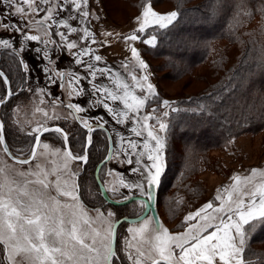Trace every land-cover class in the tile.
<instances>
[{
    "label": "snow or ice",
    "instance_id": "6c2138e0",
    "mask_svg": "<svg viewBox=\"0 0 264 264\" xmlns=\"http://www.w3.org/2000/svg\"><path fill=\"white\" fill-rule=\"evenodd\" d=\"M40 5H47V7L42 8ZM0 6H2L0 15L5 18L14 15L23 18L30 13L36 15L45 13L42 19L37 21L39 26L44 27L45 35H49L48 28L52 27V24H55L57 28L67 29L68 34L77 33L81 29L72 27L69 21L79 20L80 23H86L90 16L89 11L85 10L88 0H0ZM73 10L77 12L76 16L71 15ZM62 13L68 14L67 19H54V15L59 17ZM177 17V11L159 14L153 10L151 3H146L141 15L137 17L139 27L124 39L136 41L139 39L138 33L145 32L148 27L156 25L162 29L167 28ZM48 21L52 23L46 25ZM24 25L25 27H21L17 22L2 24L5 29L11 28L15 32L24 33V38L28 41L40 40V37L36 35L27 34L25 31L27 21H24ZM54 35L60 37L64 42L62 46H66L68 50L78 47L77 42L69 41L68 35L63 31H55ZM92 36L91 31L84 27L81 39ZM52 42L55 43V41ZM92 42L95 43V40L93 39ZM44 43L47 44L48 41ZM142 43L155 46L156 36H150ZM0 45L12 48V43L8 39H0ZM36 51L40 53L41 49ZM131 54L140 68L147 69L148 65L140 58L135 47L131 48ZM73 55L76 57L77 64H84L85 70L93 80L97 73L112 79L111 69L96 68L93 63L85 64L82 59L84 56L92 55L97 62L102 59L101 56L95 55L91 48H80L79 52ZM43 57L49 58L47 51L43 52ZM124 67L127 68L128 65L125 64ZM45 71L47 72V69ZM56 75L62 79L65 74L57 72ZM114 75L117 78L112 82L117 90H122V94L103 84H92L93 93L101 94V98L96 103L112 114L117 124L130 121L136 125L130 131L138 138L143 137V150L137 151L140 147L138 140L125 141V138L117 133L121 141V154L126 158L124 162L139 165L132 171L140 173L143 180L129 184L121 178L118 185L111 190L118 192L120 187L136 188L141 196H147L151 200L152 189L160 183L166 168V137L159 133L166 132L168 124L159 115L140 114L149 98L156 95L151 83L147 84V95L138 96L129 90L127 83L119 79V73ZM69 76L73 77L68 84L71 89L69 95L73 92L80 95L84 89H77L73 85L79 84L87 77L75 73H69ZM0 79L7 83V77L3 71H0ZM49 79L52 78L49 77ZM131 79L141 92L145 91L144 84L135 75H131ZM142 80L148 81V76H143ZM52 82L56 81L52 80ZM89 83H92V80H89ZM13 94L11 89L5 90L6 97ZM109 100L120 101L123 108L111 107L106 102ZM3 103L5 99L0 97V104ZM162 104L164 107H171L168 100H163ZM67 107L74 109L77 113L84 111L79 105L69 104ZM171 110L177 111L174 107ZM156 111V109L152 110L153 113ZM44 115L47 116V113ZM168 115L167 111L162 113L163 117ZM150 120L155 121L151 126L148 123ZM82 123L89 132L93 131L88 121L85 120ZM104 123L97 126L102 128ZM156 126L159 132L153 130ZM53 130L57 133L63 131L59 127ZM3 131L4 124L0 123V144H4ZM34 131L40 132L41 129L37 128ZM43 131L46 132L49 129L44 128ZM67 139V134H64V140L67 141ZM34 142L36 145L40 143L39 135L34 137ZM125 142L126 149L123 147ZM91 143V136H89L82 154L74 155L70 150L66 151L63 169L54 168L48 171L40 164H35L33 169L27 171L0 167V264H115L121 259L118 252H124L130 264H252L245 256L246 244L249 239L248 234L254 225L264 224V170L253 168L250 174L243 178L234 175L232 177L234 183L230 189L224 190L227 193L226 200L222 195H217L215 200L220 201L218 207L210 201L195 213L186 216L185 223L188 226L183 233H170L161 225L149 230V224L145 221L141 227L127 230L132 234L131 240L125 238L124 247L118 250L116 224L119 221L113 223L111 220L115 213L108 212L105 216L96 209L97 216L95 218L90 216L84 205L79 202L78 194H75L79 189V185L73 183L75 173L65 171L63 176L58 174V171L67 169V160H80L86 163L87 146ZM48 148V144L43 145L45 151ZM3 151L8 153L6 145ZM145 155L147 162L142 163L140 158ZM133 156L136 159H133ZM36 158L37 151L33 147L29 159H17L16 163L28 165ZM209 209L214 214H207ZM193 220L197 222L189 223ZM97 221L99 226H94ZM260 264H264V258H261Z\"/></svg>",
    "mask_w": 264,
    "mask_h": 264
},
{
    "label": "rangeland",
    "instance_id": "374dc122",
    "mask_svg": "<svg viewBox=\"0 0 264 264\" xmlns=\"http://www.w3.org/2000/svg\"><path fill=\"white\" fill-rule=\"evenodd\" d=\"M88 1V6L85 10L89 11L90 16L86 23H80L79 20H70L69 24L72 27L81 29L77 33L71 34H68L67 29L63 27L57 28L55 24H52V27L48 28L49 35H45L44 27L39 26L37 23V21L41 20L44 16L45 13L43 12L38 15L30 13L23 18L18 15L8 18L0 15V39H8L9 42L12 43V48L9 49L16 51L20 55L24 66V71L22 73L20 70L13 71L12 68L5 65V68L10 72L13 80L14 87L12 88V92L14 94L0 107V119L2 122L4 121L9 143L14 150L12 154L19 158L28 157L34 135L37 133L34 130L37 128L41 129L44 126L52 125L65 119L67 125L71 126V130L72 127L80 130L79 127L77 128L71 111L64 107V104L81 106L84 111L78 112L77 114L81 121L86 120L89 125L101 124L107 121V123H104V127L109 131L113 152L110 159L101 167L99 177L108 195L115 200H122L131 195H140V192L136 188L129 189L124 187H120L118 192H113L111 189L118 185L119 180L122 178L125 183L134 184L142 182L143 177L140 173L132 171L134 167H139V165H130L124 162L126 158L121 154V141L117 133L123 136L125 141L138 140L140 147H138L137 151L143 150V137L138 138L130 131V129L136 125L132 124L130 121H126L124 124H117L112 114L108 113L106 109L96 103V101L101 98V94L93 93L92 84L107 85L113 91H120L122 94V90H117L115 84L112 82L113 79L117 78L114 74L119 73V79L127 83L129 85V90L135 95H147L146 88L148 83L154 86L155 92L159 93L162 98L161 103L157 102L158 100L155 98V95L151 96L140 114L144 115L151 113L153 116L159 115L163 121L168 124L167 131L159 134L166 137L165 161L166 167H169L170 163H173L169 154V148L174 139V130L171 126L172 119L169 116L163 117L158 107L166 108L162 104L163 100H168L171 105L183 96L197 94L205 90L207 86L213 82L211 73L217 75L226 68L224 62H220V67H215L210 64L214 56L220 59L224 54L228 57V46L226 41L217 42L215 44L218 46L217 51L214 52V49L209 50L202 64L193 67L192 70L186 74L183 73L175 76L172 71H169L168 68L162 65L164 62L162 58L155 57L149 50L145 49L142 41L150 38V35L145 37L139 36V39L136 41L124 39V37L131 35L139 27L137 17L141 15L143 6L146 3H151L153 10L157 13L167 14L171 11H175V0H155L153 4L151 0H145L142 4L141 11L133 17H131L130 14H135L136 12L135 0H105L110 19L113 22L115 21V25L117 26L115 27L116 31H112L114 25L110 24L111 21L105 17L103 10L99 6V0ZM40 6L42 8L47 7V5ZM0 8H2V6H0ZM91 8L93 10H91ZM249 10L251 14L248 15L246 20L242 19L241 28L245 34L247 33V35L251 36L257 35L258 38L264 41V19L252 8ZM71 15L76 16L77 12L73 10ZM67 17V13H62L59 17H55L54 15V19H67ZM108 20L110 22H108ZM24 21H27V27L25 29L27 34L36 35L40 37V40L28 41L24 38V33L15 32L11 28L5 29L2 26L3 23L17 22L21 27H25ZM51 23V21H48L46 25ZM99 24H101L102 27L100 29L96 28ZM84 27H87L93 36L82 40L81 37L83 36ZM55 31L65 32V34L68 35L69 41L75 40L78 47L68 50L66 46H62L64 42L61 41L59 36L54 35ZM108 33H111V35H108ZM93 39L95 43L92 42ZM44 41H48V43L45 44ZM52 41H55V43ZM83 47L91 48L95 55L102 57L101 61L97 62L92 55L84 56L82 59L85 64L93 63L96 68L111 69L112 79L97 73L95 80H93L91 75L85 70L84 64H77L75 62L76 57L73 53L79 52L80 48ZM132 47L137 49L140 58L148 65L147 69L140 68L138 62L132 57ZM2 49H5V47L0 45V60L6 61V58L15 60L16 56L10 52L2 51ZM36 49H41V52L37 53ZM44 51H47L49 56L48 59L43 57ZM125 64L128 65L127 68L124 67ZM45 69H47V72ZM215 70H218V72H214ZM57 72L65 74L62 79L56 75ZM69 73L87 77V79L81 80L79 84L73 85V87L77 89H84L80 95H77L75 92L69 95L71 89L68 84L69 80L73 79V77L69 76ZM131 75H135L137 79L144 84V92H141L140 88L136 87L135 82L131 79ZM145 75L148 76V81L146 82L142 80V77ZM49 77L52 79L50 80ZM52 80L56 82L53 83ZM89 80H92V83H89ZM20 83L21 87H19ZM4 96L5 86L3 80L0 79V97ZM106 102L113 108H123L120 101L112 102L109 100ZM153 109L157 111L153 113ZM44 113H47V116H45ZM148 123L151 126L155 121L150 120ZM153 130L159 132L158 126ZM48 133L50 134L45 133L40 139V143L36 150L37 158L28 165H21L12 161L4 153L0 145V167L6 166L16 171H27L33 169L35 164H40L42 167H46L48 171L54 168L63 169L65 151L62 145L61 134H54V132ZM150 143L154 142L150 141ZM44 144L49 145L46 151L43 149ZM78 145V147H80L81 140L78 142ZM123 147L125 149L127 148L126 142ZM203 155L207 157V160L202 159L198 161L194 172H192L188 178L193 184L189 191L177 184L175 186L165 185L163 177L159 183L160 191L158 185L156 186L157 196L159 193V203L156 202V208L160 217V225L163 228H167L170 233H183L188 226L185 223V217L190 213H195L206 203L211 201L214 206L218 207L220 201L215 200L217 195H222L226 200L227 193L224 190L226 188L230 189V186L234 183L232 180L234 175H239L243 178L250 174V170L253 168L264 170V128L254 132L242 133L234 138L227 146L206 152ZM132 158L136 159L135 156ZM140 159L142 163L147 162L146 155ZM65 171L75 173L73 183L77 185H79L80 178L82 186L80 194L85 200L90 201L93 198V200L98 198L96 186L93 185L94 182H91L90 186L87 187V190L92 192L93 195L87 194V190L83 191L85 182L84 176L80 177L81 174L77 175L78 172H81L77 162L67 160V169L58 171V174L63 176ZM109 173H111V175H109ZM50 179H55V177H50ZM97 191L101 198L100 201L103 204L97 209L104 213L105 216L108 212L115 213L111 218L113 223L120 215L136 213L139 215L144 209V203L141 201H133L134 203L131 202L132 204L129 203L130 205L126 206L124 210H120L116 208L115 205L111 204L104 205V200L100 195L98 185ZM157 196L156 201H158ZM79 202L84 205L90 216L93 218L97 216L95 211L96 208L92 207L94 206L93 204H91L92 208H90V206H86L80 199ZM207 214L214 213L209 209L207 210ZM145 221L149 224V230L155 228L154 221L150 214L136 223H124V225L121 223V225L119 224L120 226L118 225L119 231L116 243L118 250L124 247L125 238L131 240L132 234L127 230L129 228H139ZM196 222V220H193L189 223ZM94 226H99V221H97V224ZM118 255L121 259L117 260L115 264H130V262L126 260L124 252H118Z\"/></svg>",
    "mask_w": 264,
    "mask_h": 264
},
{
    "label": "trees",
    "instance_id": "16d2710c",
    "mask_svg": "<svg viewBox=\"0 0 264 264\" xmlns=\"http://www.w3.org/2000/svg\"><path fill=\"white\" fill-rule=\"evenodd\" d=\"M144 1L135 0L136 12L130 14L131 17L141 11ZM151 2L153 4L155 0ZM100 3L105 17L115 24V21L110 19L105 0H100ZM250 8L264 19V0H175L174 10L178 12V17L172 25L163 29L153 25L145 32L138 33L142 37L156 36V45L144 44L145 49L155 57L162 58L164 61L162 65L175 76L186 74L193 67L202 64L209 50L217 51L218 46L215 45L217 42L226 41L228 46V57L224 54L220 59L214 56L210 64L220 67V62H224L226 68L220 74L211 73L213 82L205 90L183 96L173 102L171 107L165 109L158 107L160 113L165 111L169 113L174 130V139L169 148L173 163L166 167L162 176L165 185L177 184L189 191L193 184L188 178L194 172L198 161L207 160L203 154L227 146L242 133L264 128V41L257 35L245 34L241 28L242 19L246 20L251 14ZM4 62L13 71L20 70L23 73V66L17 57L15 60L6 58ZM0 69L6 74L12 89L14 86L10 72L5 66ZM155 98L161 103L159 93H156ZM172 107L177 111L173 112ZM54 124L61 126L67 133L69 130L72 133L76 132L73 127L71 130L65 119ZM72 135L74 150H80L85 143L83 136L77 137L75 133ZM4 136L12 153L14 150L9 143L5 125ZM80 140L81 145L78 147ZM91 141L88 148L89 158L80 177L84 176L86 182L83 191L94 182L98 198L87 201L80 195V200L90 208H99L103 204L97 191L94 169L104 158L107 138L103 131L95 130ZM79 186L81 192L80 178ZM158 187L160 191L159 184ZM87 194L93 195L89 190ZM157 197L156 202L159 203V193ZM91 204L94 206L91 207ZM130 204L115 207L124 210ZM137 214H124L117 218L134 217ZM248 235L245 256L252 264H260L261 258H264V224H255Z\"/></svg>",
    "mask_w": 264,
    "mask_h": 264
},
{
    "label": "water",
    "instance_id": "95a60500",
    "mask_svg": "<svg viewBox=\"0 0 264 264\" xmlns=\"http://www.w3.org/2000/svg\"><path fill=\"white\" fill-rule=\"evenodd\" d=\"M0 71H2V70L0 69ZM4 74H5V73H4ZM5 76H6V74H5ZM6 77H7V76H6ZM4 86H5V90H6V89H11L10 82H9V79H8V78H7V83H4ZM11 91H12V90H11ZM11 96H12V95H11ZM11 96H10V97H11ZM10 97H6V96H4L5 102H7V101L10 99ZM3 104H4V103H3ZM3 104H0V107H1ZM67 105H68V104H65L64 107L68 108V109L73 113L74 119H75V121L77 122V124H78L79 126H81L82 128H84L85 130H87V133H89V135H90V133L94 132V131L97 130V129H100V130L104 131V133L106 134V137H107V145H108V146H107L106 154H105L104 158H103V159H102V160L96 165V167H95V169H94V178H95V181H96V183H97V185H98L100 195H101V197H102L103 200H104V204H111V205H115V206H123V205L129 204V203H131V202H133V201H142V202L144 203V209H143V211H142V213H141L140 215H137V216H134V217H126V216H123V217H120V218L116 219V220L114 221V223H115L117 220L119 221V223L116 224V230H117L118 225L121 224V223H136V222H138V221H141L143 218H145V217H146L147 215H149V214L151 215V217H152V219H153V221H154V225H155V227H156L157 225H160L159 214H158V211H157V208H156V196H157V189H156V186L152 189V198H151V200H149L147 196H141V195H131V196H128L127 199L124 198V199H122V200H115V199L111 198V197L108 195V193H107V191H106L104 185H103V184L101 183V181H100V178H99V171H100L101 167H102V166H103V165H104V164L110 159V157H111V155H112V152H113L112 141H111V139H109V138H111V137H110V134H109V131H108L104 126L101 128V127H98V126H97L98 124H93V125H90V126L92 127L93 131H92V132H89L88 129L84 127L82 121H81L80 118L78 117V115H77V113L75 112V110H74V109H71V108H69V107H67ZM0 123H3L1 119H0ZM57 127L61 128V126H59V125H57V124H52V125L44 126L43 128H41V131H40V132L35 133L34 137L37 136V135H39V137H40V139H41V137H42L46 132L54 131L53 129H55V128H57ZM44 128H48L49 131H46V132L43 131ZM61 129H62L63 131H62V133H60V134H62V136H63L64 150H65V152H66V151H69V150H70V147H69L68 139H67V141L64 140V134H66V132L64 131L63 128H61ZM89 135H88V137H89ZM3 136H4V131H3ZM88 137H87V141H88ZM0 145H1L2 149H4V146H5V145L7 146V144H6V140H5V136H4V144H0ZM38 145H39V144H38ZM38 145L35 144L34 139H33V143H32L31 150L33 149V147H35L36 150H37ZM86 145H87V142H86L85 146H86ZM7 148H8V146H7ZM84 148H85V147H84ZM87 150H88V146H87ZM70 151H71V150H70ZM4 153H5V152H4ZM5 154H6V155H7L12 161L16 162L17 159H19V160L29 159V158H30L31 151H30L28 157H26V158H19V157L13 155V154L11 153V151L9 150V148H8V153H5ZM74 161H80V160H74ZM81 162H82V161H81ZM82 163H84V162H82ZM18 164H19V163H18Z\"/></svg>",
    "mask_w": 264,
    "mask_h": 264
},
{
    "label": "flooded vegetation",
    "instance_id": "af4514ba",
    "mask_svg": "<svg viewBox=\"0 0 264 264\" xmlns=\"http://www.w3.org/2000/svg\"><path fill=\"white\" fill-rule=\"evenodd\" d=\"M2 51H5V52H10V53H12V54H14L17 58H18V60H19V62H20V64H21V66H23V60H22V58L20 57V55L16 52V51H12L11 49H9V48H5V49H2ZM5 62H4V60H0V67H2V66H5ZM24 67V66H23ZM12 90V89H11ZM65 105V104H64ZM69 105V104H68ZM72 113V112H71ZM77 113V112H76ZM72 115H73V113H72ZM78 115V114H77ZM78 117H79V115H78ZM73 118H74V116H73ZM80 118V117H79ZM81 120V119H80ZM74 121H75V119H74ZM76 122V121H75ZM76 125H77V128L79 127L80 128V130L79 129H76V132H74L75 133V135L77 136V137H81V136H83V139H84V141H85V143H84V146L83 147H81V149L80 150H74L75 148L73 147V146H75L74 145V135H72V134H74V133H72V131H70L69 130V132L67 133L65 130V132H66V134H67V137H68V143H69V147H70V150H71V152L74 154V155H77V154H82L83 153V150H84V147H85V144H86V142H87V137H88V135H89V133H87V130H85L84 128H82L81 126H79L78 124H77V122H76ZM62 128V127H61ZM57 133V132H56ZM57 134H59L60 135V133H57ZM69 134V135H68ZM92 134H93V132L92 133H90V135L89 136H91L92 137ZM106 135V134H105ZM61 137H62V145H63V149H64V141H63V136H62V134H61ZM107 138V137H106ZM90 146V145H89ZM89 146H88V148H89ZM65 151V150H64ZM87 155H88V150H87ZM88 158H89V156H88ZM74 161V160H73ZM88 161V160H87ZM75 162H77L78 164H79V167H80V173L78 172L77 173V175H79V174H81L82 173V171H83V169H84V167H85V165L87 164V162L85 163H82L81 161H75ZM78 177V176H77ZM79 178V177H78ZM100 178V177H99ZM78 196H79V199H80V187H79V189H78ZM97 209V208H96ZM160 218V217H159Z\"/></svg>",
    "mask_w": 264,
    "mask_h": 264
},
{
    "label": "crops",
    "instance_id": "0c3cea01",
    "mask_svg": "<svg viewBox=\"0 0 264 264\" xmlns=\"http://www.w3.org/2000/svg\"><path fill=\"white\" fill-rule=\"evenodd\" d=\"M89 2V1H88ZM99 3H100V0H99ZM99 6L101 7V9H102V6H101V3L99 4ZM90 8V7H89ZM91 10H93L92 8H91ZM103 10V9H102ZM108 22H110L109 20H108ZM98 23V22H97ZM110 24H112V25H114V29L112 30V31H116V28L115 27H117L115 24H113L112 22H110ZM111 27V26H110ZM96 28H98V29H100V28H102L101 27V24H99V26L97 27L96 26ZM209 231H211V230H209Z\"/></svg>",
    "mask_w": 264,
    "mask_h": 264
}]
</instances>
